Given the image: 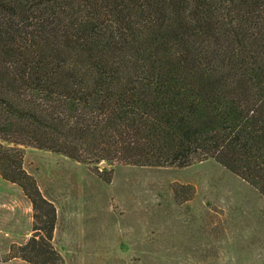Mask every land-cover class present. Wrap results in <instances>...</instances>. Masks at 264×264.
Listing matches in <instances>:
<instances>
[{"label":"trees","instance_id":"obj_1","mask_svg":"<svg viewBox=\"0 0 264 264\" xmlns=\"http://www.w3.org/2000/svg\"><path fill=\"white\" fill-rule=\"evenodd\" d=\"M23 146L93 166L213 160L264 199V0H0V177L34 210L19 258L55 264Z\"/></svg>","mask_w":264,"mask_h":264},{"label":"rangeland","instance_id":"obj_2","mask_svg":"<svg viewBox=\"0 0 264 264\" xmlns=\"http://www.w3.org/2000/svg\"><path fill=\"white\" fill-rule=\"evenodd\" d=\"M19 148L22 169L55 209V264H264V199L213 160L102 167ZM33 215L22 190L0 177V264H33L19 258Z\"/></svg>","mask_w":264,"mask_h":264},{"label":"water","instance_id":"obj_3","mask_svg":"<svg viewBox=\"0 0 264 264\" xmlns=\"http://www.w3.org/2000/svg\"><path fill=\"white\" fill-rule=\"evenodd\" d=\"M102 167H105V164H101Z\"/></svg>","mask_w":264,"mask_h":264}]
</instances>
